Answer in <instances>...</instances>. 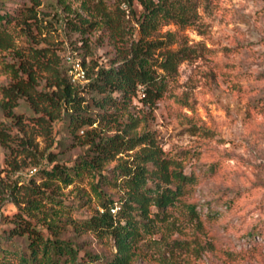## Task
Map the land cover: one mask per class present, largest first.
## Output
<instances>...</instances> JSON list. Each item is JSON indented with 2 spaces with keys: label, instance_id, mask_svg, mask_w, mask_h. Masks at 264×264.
I'll return each instance as SVG.
<instances>
[{
  "label": "trees",
  "instance_id": "trees-1",
  "mask_svg": "<svg viewBox=\"0 0 264 264\" xmlns=\"http://www.w3.org/2000/svg\"><path fill=\"white\" fill-rule=\"evenodd\" d=\"M138 2L142 10L138 16L132 0H119L115 6L122 20L127 16L122 5L136 19L138 36L128 42L124 24L108 18L105 0H55L56 15L60 9L67 15L55 18L54 14L52 19L41 8L43 0L19 5L16 15L1 14L5 2L0 0V65L11 77L9 85L0 86V144L7 150L10 167L19 165L20 158L43 176L40 185L32 182L26 188L19 180L13 186L0 185L1 195L17 209L4 220L8 228H2L0 244L16 245L22 239L20 264H131L139 242L195 182L193 174L165 156L154 134L142 129L140 117L130 106L138 95L146 105H153L162 97L166 82L157 68L167 74L175 72L193 52L188 46L171 50L174 37L170 33L166 42L150 39V28L161 22L196 26L197 5L194 0ZM74 3H79L78 8ZM97 17L96 25L113 41L115 58L103 64L93 56L76 59L71 54L68 66L61 64L57 54L47 58L51 48L46 40L52 31L77 33L86 48L85 35ZM19 39L26 44L18 46ZM10 54L13 60L8 62ZM76 63L85 71L83 81H73L69 75ZM23 99L35 114L27 119H34L48 133L54 123L61 122L74 145L84 148L83 153L75 160H65L62 152H39L25 133L24 119L15 112ZM76 180L88 181L89 193L81 201L95 202L87 218L70 216L68 211L74 207L69 209L47 194L53 186H69ZM43 199L53 207L46 209ZM69 228L76 238L89 235L98 244L112 246L114 252L103 256L88 250L84 241L64 236ZM9 251L3 248V252Z\"/></svg>",
  "mask_w": 264,
  "mask_h": 264
},
{
  "label": "rangeland",
  "instance_id": "rangeland-1",
  "mask_svg": "<svg viewBox=\"0 0 264 264\" xmlns=\"http://www.w3.org/2000/svg\"><path fill=\"white\" fill-rule=\"evenodd\" d=\"M3 1L1 14L13 15L19 5L28 3ZM105 1L108 18L124 24V39L137 38L139 28L129 7L122 5L127 13L122 20L115 8L119 0ZM132 1L138 16L142 11L139 2ZM194 1L199 17L196 26L161 22L149 30L150 39L165 42L166 35L172 34L174 43L169 48L173 51L191 47L189 59L170 74L157 68L166 81L162 97L146 105L138 95L130 109L140 117L142 129L154 134L165 156L193 174L195 182L139 242L138 255L131 264H264V0ZM53 2L43 0L41 8L47 18L66 16L61 9L56 15ZM73 6L78 8L79 3ZM99 21L97 17L85 35L86 48H82L79 34L68 29L52 31L46 42L53 51L47 58L57 54L61 64L68 66L67 56L82 59L86 55L107 64L116 51L107 31L97 26ZM24 42L19 39L17 45L24 46ZM12 60L10 54L7 61ZM10 82V75L0 65V86ZM15 112L24 119L25 133L39 152H62L65 160H75L83 153L84 148L74 145L61 122L54 123L48 133L35 125L34 119H27L35 114L24 99ZM2 116L0 110V119ZM7 154L0 144V185L13 186L18 180L24 188L32 182L41 184L43 176L35 166L18 158L19 165L10 167ZM87 182L53 186L47 194L69 209L74 207L68 211L70 216L87 218L95 208V202L81 201L89 193ZM43 201L46 209L54 205ZM16 211L0 193V233L8 228L4 220ZM64 236L76 238L71 228ZM17 240L16 245L0 244V264H20L18 252L24 241ZM76 240L103 256L114 252L112 246L98 244L89 235ZM3 248L10 251L5 253Z\"/></svg>",
  "mask_w": 264,
  "mask_h": 264
},
{
  "label": "built area",
  "instance_id": "built-area-1",
  "mask_svg": "<svg viewBox=\"0 0 264 264\" xmlns=\"http://www.w3.org/2000/svg\"><path fill=\"white\" fill-rule=\"evenodd\" d=\"M69 75L72 77V80L83 81L85 79V71L81 64L76 63L69 69Z\"/></svg>",
  "mask_w": 264,
  "mask_h": 264
}]
</instances>
